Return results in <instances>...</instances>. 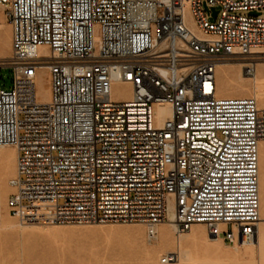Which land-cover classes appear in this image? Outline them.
Masks as SVG:
<instances>
[{
	"label": "built area",
	"instance_id": "1",
	"mask_svg": "<svg viewBox=\"0 0 264 264\" xmlns=\"http://www.w3.org/2000/svg\"><path fill=\"white\" fill-rule=\"evenodd\" d=\"M0 0V146L17 149L9 213L22 224L204 223L229 246L260 221L264 107L218 95L217 67L264 54V0ZM47 47L48 55L40 54ZM46 66L51 97L40 102ZM115 83L131 95L115 98ZM171 115L157 122L155 105ZM172 216V217H171ZM175 254L162 258L168 263Z\"/></svg>",
	"mask_w": 264,
	"mask_h": 264
},
{
	"label": "rangeland",
	"instance_id": "2",
	"mask_svg": "<svg viewBox=\"0 0 264 264\" xmlns=\"http://www.w3.org/2000/svg\"><path fill=\"white\" fill-rule=\"evenodd\" d=\"M203 7L208 18L214 21L206 0L203 1ZM243 14L264 15V9L246 11ZM9 39L12 42L11 26L6 18V8L0 4V59H8L11 56L12 48L5 55L2 53ZM258 57L262 58L255 60L256 69L264 67V54ZM240 70L246 79L251 80L248 77L253 75L248 74L244 65ZM217 80L220 86V76ZM0 84L5 89L12 88L11 69H0ZM251 95L256 98L254 93ZM233 96L237 97V95L224 97ZM12 174L2 178L0 176V264H147L145 256L158 246L161 228L170 227L169 223L161 224L157 239L150 242L146 236L145 226L139 222L84 225L22 224L9 213L8 198L13 191L9 186V180L13 178ZM128 227L143 228L142 242L134 241L131 237L116 236L115 231ZM195 227L196 225L191 227V232ZM208 231V226L202 225V231L196 233L192 242L185 245L177 240L180 233L176 228L170 227L174 243L170 249L162 250L155 255V264H264V220L257 227L255 235L256 237L259 234L260 243L251 246L242 244L224 246L225 242L221 238L216 242L210 241ZM170 252H177L178 258L163 263L162 258Z\"/></svg>",
	"mask_w": 264,
	"mask_h": 264
},
{
	"label": "bare ground",
	"instance_id": "3",
	"mask_svg": "<svg viewBox=\"0 0 264 264\" xmlns=\"http://www.w3.org/2000/svg\"><path fill=\"white\" fill-rule=\"evenodd\" d=\"M8 37V36H7ZM6 44V43H5ZM12 48L11 39H9V43L7 47L3 50V55H5ZM39 53L48 55L49 50L47 47H40ZM262 58V57H257ZM244 64L242 62H224L218 65L217 67V77L220 76V86H218V95L219 96H230L237 95V97H253L251 93L257 98L258 105L260 107H264V67L261 66L259 68H255L252 73H248L253 75L251 80L246 79L240 70ZM239 70V71H238ZM239 72V73H238ZM238 73V75L236 74ZM247 74V73H246ZM37 93L40 102L46 103L50 100L51 90H50V82H49V73L46 66L42 69L41 73L37 78ZM112 95L115 98H128L131 95V90L128 84L115 83L112 90ZM234 97V96H233ZM157 122L161 123L166 117L171 115V106L168 103H160L155 105ZM17 149L14 146H1L0 147V176L6 177L10 173H13V177L17 175ZM260 201H261V213H260V221L258 226L264 220V141L260 144ZM10 186V185H9ZM1 189V188H0ZM172 217V216H171ZM170 227L175 228V225L171 222H168ZM196 227L190 231H184L186 233H180L178 239L180 242L189 244L192 242V239L196 235V233L202 231V225L204 223L194 224ZM170 227L164 226L161 228V235L158 241V246L148 252L145 256V261L147 264H155V255L160 251L168 249L174 242L171 237ZM209 232V231H208ZM116 236L121 237H131L134 241L143 240L144 230L141 227H128L122 228L115 231ZM97 237V236H96ZM208 239L210 241H218L219 238L216 236L208 234ZM176 240V239H175ZM174 240V241H175ZM256 243H260V236L254 238L253 241L245 243L243 245L251 246ZM224 246H228L225 242ZM242 245V246H243ZM170 249V248H169ZM244 249V248H243ZM175 254V256L171 259V261H175L178 258L177 252H170ZM185 253V252H184ZM187 253V251H186Z\"/></svg>",
	"mask_w": 264,
	"mask_h": 264
},
{
	"label": "water",
	"instance_id": "4",
	"mask_svg": "<svg viewBox=\"0 0 264 264\" xmlns=\"http://www.w3.org/2000/svg\"><path fill=\"white\" fill-rule=\"evenodd\" d=\"M216 14H217V12L215 11V12L213 13V15L216 16Z\"/></svg>",
	"mask_w": 264,
	"mask_h": 264
}]
</instances>
